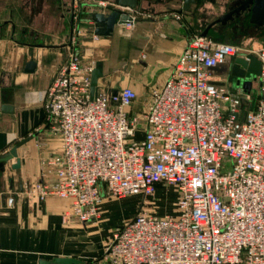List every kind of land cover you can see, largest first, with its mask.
Returning <instances> with one entry per match:
<instances>
[{
	"label": "built area",
	"instance_id": "built-area-1",
	"mask_svg": "<svg viewBox=\"0 0 264 264\" xmlns=\"http://www.w3.org/2000/svg\"><path fill=\"white\" fill-rule=\"evenodd\" d=\"M81 34L73 30L43 100L60 150L41 163L50 183L34 184L31 193L67 201L63 219L79 224L97 218L101 189L110 198H143L107 241L109 264H264V44L242 49L193 35L164 84L149 90L143 112L129 115V87L90 99L93 67L72 49ZM247 56L259 62L258 97L243 111L247 97L211 77L228 59ZM158 184L176 192L172 215L145 209Z\"/></svg>",
	"mask_w": 264,
	"mask_h": 264
},
{
	"label": "crops",
	"instance_id": "crops-1",
	"mask_svg": "<svg viewBox=\"0 0 264 264\" xmlns=\"http://www.w3.org/2000/svg\"><path fill=\"white\" fill-rule=\"evenodd\" d=\"M114 1L75 0L74 12L78 4L87 5L85 11H91L90 5L100 8L96 11L108 6L116 8ZM210 1L199 0L198 5L181 12L176 11L178 3L143 2L141 7L145 11L132 13L133 25L117 27L111 36L101 37L93 34L90 22L77 19L69 24L63 9L69 0H0V157L16 143L27 140L16 150L19 167L12 170L11 160L0 173V264H38L52 258H73L79 264H108L100 259L104 243L134 216L103 225L107 214L116 210L114 202L118 200H108L101 189L103 197L97 218L82 225L63 219L67 201L51 196L38 200L31 193L34 184L50 183L51 176L41 175V163L60 150L59 138L48 129L42 104L65 61V45L73 30L80 29L82 34L76 37L72 49L82 64L97 68L101 74L94 94L129 87L135 99L128 113L141 114L149 90L164 84L187 41L200 35L206 27V17L216 12ZM214 1L225 3L226 7L233 2ZM206 36L218 43L257 50L264 44V26L240 17L235 26L227 23L208 29ZM233 58L214 68L211 80L224 89L228 86L232 95H239L240 89L234 90L228 83ZM29 62L35 65L30 73L25 71ZM245 96L242 110H253L258 93L254 100ZM11 194L12 204L6 206V198Z\"/></svg>",
	"mask_w": 264,
	"mask_h": 264
},
{
	"label": "water",
	"instance_id": "water-1",
	"mask_svg": "<svg viewBox=\"0 0 264 264\" xmlns=\"http://www.w3.org/2000/svg\"><path fill=\"white\" fill-rule=\"evenodd\" d=\"M59 1V0H58ZM147 0H115L113 7H103L100 11H96V6H88L91 11H85L87 5L78 4L76 14L73 9H68L65 12L68 14L69 24L73 23V16L84 23L90 22L93 28V34L101 37H109L113 34L115 28L131 26L135 22L132 13L136 10L140 2ZM74 0H69L70 5H73ZM165 2L178 3L179 10L177 12L186 11V8L191 5H198L199 0H165ZM240 3V17L243 19L248 17L249 23L256 26H264V0H235ZM100 9V8H98ZM97 9V10H98ZM208 28H205L200 36H206ZM35 68L34 63L29 62L25 65L26 72H32ZM246 75L257 77L259 75V62L254 56H247V60L241 57H234L230 67V76L235 80H242ZM101 77L97 68H93L90 73V99L94 95L98 79ZM116 90L111 92V95L116 94ZM4 106H1V111ZM27 140L20 141L11 147L8 152L0 157V173L4 171V165L14 160V164L10 168L17 169L19 161L16 150L22 146ZM80 262L73 258H52L49 261H39L38 264H79Z\"/></svg>",
	"mask_w": 264,
	"mask_h": 264
},
{
	"label": "rangeland",
	"instance_id": "rangeland-1",
	"mask_svg": "<svg viewBox=\"0 0 264 264\" xmlns=\"http://www.w3.org/2000/svg\"><path fill=\"white\" fill-rule=\"evenodd\" d=\"M208 36L211 37L212 39H215L211 35ZM228 76H229L228 83L231 84L232 88L234 90L238 88L240 89V94L238 95L240 98H244L243 96L248 95L249 97H251L252 100H254L255 96L258 93V82L255 76L246 75L245 78L242 80H235L229 74ZM227 87L225 88L230 93ZM234 90L233 92L232 91L231 92L233 94H236ZM140 139L141 136L139 133L134 134L132 138L134 142H137ZM104 197H106L108 200H115V201L118 200L114 202V207L116 208V210H113L112 212L107 214L106 216L107 222L103 224L105 226L106 225L108 226L109 224H116L117 222H119L120 218H125L135 215L137 211L140 209V207L143 206V202H144V199L139 196H135V197L126 196L123 197L124 199L110 198L105 195ZM175 199H176V192L173 188L167 187L163 184H158L157 189L154 188L152 197L145 200L147 202V205H145L146 206L145 209L148 213H151L157 217H163L164 215H172ZM106 244L107 242H105L103 245V252L100 256V259L102 261L107 262V260H105L103 257Z\"/></svg>",
	"mask_w": 264,
	"mask_h": 264
},
{
	"label": "flooded vegetation",
	"instance_id": "flooded-vegetation-1",
	"mask_svg": "<svg viewBox=\"0 0 264 264\" xmlns=\"http://www.w3.org/2000/svg\"><path fill=\"white\" fill-rule=\"evenodd\" d=\"M150 0L144 1L145 3L149 2ZM155 2H161L162 0H152ZM224 1V0H223ZM233 2H231V4L229 5V7H226L225 3L223 2H215L214 0H211L210 3L213 7H215L216 12H214L213 14H211L210 16L206 17L205 24L206 27L209 29L212 28H220L221 26H224L225 24L229 23L232 24L233 26H235L238 21L240 20V3L235 2V0H232ZM143 3L140 2V4L137 6L136 10L139 12H144L145 8L141 7V4ZM63 9L66 11L68 9H73V5L70 3H66L63 5ZM179 9H176V11H178ZM221 10V11H220Z\"/></svg>",
	"mask_w": 264,
	"mask_h": 264
}]
</instances>
